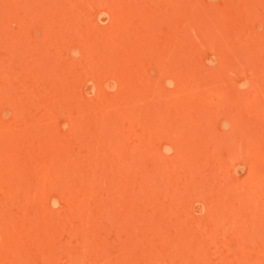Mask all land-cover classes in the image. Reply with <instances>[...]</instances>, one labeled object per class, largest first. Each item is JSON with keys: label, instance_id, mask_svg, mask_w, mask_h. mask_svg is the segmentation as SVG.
Wrapping results in <instances>:
<instances>
[{"label": "rangeland", "instance_id": "rangeland-1", "mask_svg": "<svg viewBox=\"0 0 264 264\" xmlns=\"http://www.w3.org/2000/svg\"><path fill=\"white\" fill-rule=\"evenodd\" d=\"M0 264H264V0H0Z\"/></svg>", "mask_w": 264, "mask_h": 264}, {"label": "bare ground", "instance_id": "bare-ground-1", "mask_svg": "<svg viewBox=\"0 0 264 264\" xmlns=\"http://www.w3.org/2000/svg\"><path fill=\"white\" fill-rule=\"evenodd\" d=\"M103 125V124H102Z\"/></svg>", "mask_w": 264, "mask_h": 264}]
</instances>
